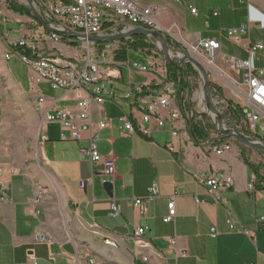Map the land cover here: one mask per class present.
Masks as SVG:
<instances>
[{
	"label": "crops",
	"instance_id": "1",
	"mask_svg": "<svg viewBox=\"0 0 264 264\" xmlns=\"http://www.w3.org/2000/svg\"><path fill=\"white\" fill-rule=\"evenodd\" d=\"M135 2L140 8L156 9L159 27L167 30L174 25L187 43L216 40L223 69H229L228 57L247 59L243 51L247 43L262 44L263 49L250 58V63L264 67V0ZM246 22L251 28L240 37L239 44L220 36L221 31L237 29ZM3 50L0 41L4 76L0 84V195L6 199L0 206V264H144L135 258V247L149 258V264H264V222L256 223L264 217V190H258L255 176L244 165L235 143L225 155L216 156L203 141H194L183 118L174 124L165 121L161 131L153 127L149 139L138 134L121 137L117 118L128 114L130 107L127 103H106L104 113L112 119L113 130L100 133L97 150L115 160L109 195L100 178L91 176L92 171L101 170V165H91L80 157L77 142L61 141L57 124H49L39 133L38 107L20 98H34L28 87L30 73L22 82L21 75L7 67L10 59L4 60ZM125 73L128 75L123 70L122 80L116 82L119 93L128 87ZM134 77L142 78L141 85L152 93L165 88L173 96L168 85L156 88L159 83L152 78ZM54 92L55 96L46 97L55 101V110L74 111L73 95L62 99V92ZM92 119H99L96 110ZM171 129L177 133L173 139ZM38 135L44 138L40 143L41 164L56 189L57 201L40 200L32 205L36 188L26 171L27 142L28 138L38 140ZM80 145L86 146V142ZM220 176L230 177L232 186L219 190L214 200L204 181ZM89 180L85 189L78 187L79 181ZM152 187L157 189V196L150 203L141 209L127 204L146 198ZM172 197L174 219L163 223ZM111 202L119 211L116 217L111 216ZM228 219L235 222L234 229L228 227ZM137 228L146 229L140 245L132 239ZM212 228L217 231L215 237L210 235ZM38 234L48 243H38ZM170 238L176 240V249L183 257L175 258L169 248Z\"/></svg>",
	"mask_w": 264,
	"mask_h": 264
},
{
	"label": "built area",
	"instance_id": "2",
	"mask_svg": "<svg viewBox=\"0 0 264 264\" xmlns=\"http://www.w3.org/2000/svg\"><path fill=\"white\" fill-rule=\"evenodd\" d=\"M19 4L26 5L25 0H17ZM35 12L45 22L51 31L69 32L78 35V38H62L54 32L47 31L41 27L32 17V23L37 24L43 39H36L29 36H18L11 39L12 31L6 27V19L0 9L1 36L8 46L9 59L17 58L21 64L27 67L30 76L28 78L29 91L36 95L35 105L38 107L42 124H57L60 130L61 141H72L78 143V154L91 165H101V170L92 171V178L98 176L102 184L112 182L114 176V158L101 156L97 150L100 141V133L103 130H113L112 119L104 113L106 103L118 106L127 103L130 112L117 118V129L121 137H129L138 134L145 139L150 138L153 127L161 131L164 122L174 124L179 118H183L188 125L196 123L194 113L186 111V100H181L178 104L175 97L168 93L165 88L157 93L148 91L146 85L132 83V74L152 75L153 80L159 85L167 77V64L163 59L160 45L151 37H144L145 43H150L152 50L150 58L143 61L131 60L129 50L125 47V42L135 41L136 37H131L113 43L89 42L88 37H110L120 34H127L136 29L145 31L160 32L169 47V55L172 61L183 58L182 51L199 63L207 72L209 78L214 76L218 80H227L230 93L233 97L232 102H225L222 98L218 99L216 92L210 89L212 104L222 115H229L233 118L237 131L251 139L264 143V67H253L250 58L263 49L262 44L247 43L243 47L247 55L246 60L228 57L229 69L235 77L228 76L218 60L219 43L216 40H202L194 43H187L182 33L172 25L167 30H163L156 22L157 10L151 7L140 8L135 0H31ZM179 2L180 0H175ZM191 14L196 15L194 10ZM251 23L246 22L237 29L223 30L221 37H226L233 43L239 44L240 37L249 33ZM42 43V44H41ZM73 44L80 43L83 51L80 60L62 61L52 59L44 55L40 45L48 44ZM112 48H116L112 50ZM140 50V49H138ZM145 50V49H144ZM148 51V50H147ZM112 52L109 61H105L108 54ZM125 52V59H116L117 55ZM153 59H158L159 63ZM188 63H183L178 68H184ZM191 66V65H190ZM113 67V68H112ZM192 67V66H191ZM193 68V67H192ZM194 69V68H193ZM126 71L129 77L128 87L119 93L116 88V79L120 71ZM195 70V69H194ZM196 71V70H195ZM197 72V71H196ZM156 74L159 76H156ZM185 81L191 83L190 77ZM46 85L51 91L63 93L62 99L69 95L74 98V111L68 109L55 110V101L44 98L39 86ZM197 94L198 115L200 118L205 116L211 126L214 123L213 116H206V109L202 97V86ZM187 91V90H186ZM212 91V93H211ZM183 95V94H182ZM215 96V97H214ZM233 109L235 112H232ZM99 114V119H92L93 111ZM229 119L222 122L221 129L226 130ZM211 141L202 142L204 147L216 156H223L230 151V141L227 138L220 141L224 135L218 133V128L212 126ZM44 130L41 129V132ZM40 132V133H41ZM171 139L177 136L176 130H170ZM44 138L42 137V141ZM210 141V142H208ZM81 142H86V146H81ZM169 151L173 148L167 146ZM1 174V171H0ZM89 181H79L78 187L85 189ZM208 193L213 199L217 198V192L229 189L232 186V179L227 176L209 177L204 181ZM157 196V189L152 187L149 195L144 199L127 201L135 208L141 209L143 204L150 203ZM133 202V203H132ZM36 197L32 200V205L38 204ZM6 204L4 194L0 195V206ZM111 216L116 217L119 213L116 206L110 203ZM175 216L173 197L167 204V215L162 219L163 223H171ZM264 222V217H260L256 223ZM230 229H234L235 222L227 220ZM146 229L137 228L132 239L135 244L140 245L142 236ZM249 236L248 232H243ZM211 237L217 235L215 228L211 229ZM38 243L47 244L48 240L42 235H37ZM169 248L174 252L175 258L183 257L184 254L176 249V240L168 239ZM142 248V247H140ZM135 258L148 264L145 255L137 247Z\"/></svg>",
	"mask_w": 264,
	"mask_h": 264
},
{
	"label": "rangeland",
	"instance_id": "3",
	"mask_svg": "<svg viewBox=\"0 0 264 264\" xmlns=\"http://www.w3.org/2000/svg\"><path fill=\"white\" fill-rule=\"evenodd\" d=\"M8 6H12V7H17V8H25L29 11L30 16H26V15H20L19 13H14L12 10H9ZM0 9L3 11V15L5 16L6 19V27L7 29H10L12 31L11 34V39L13 38H17L18 36H29L32 38H36L38 40L43 39V34H41L40 29L37 27V24H33L32 23V15L30 10L28 9L27 4L26 5H21L18 3L17 0H0ZM1 42H3L4 45V49H5V43L4 40H0ZM132 43H134V41H127L125 42V47L129 50V57L131 60H140L139 57L145 59V58H150V52L152 50V46L150 45V43H145V41H143L144 44H146L148 47L145 48H138L140 50H133V48H131ZM42 44V43H41ZM135 44V43H134ZM41 50L44 52V55L47 57H50L52 59H56V60H62V61H76V60H80L81 59V55H83V51L80 48V43H73V44H65V43H61V44H48V45H40ZM116 48H112V50H115ZM145 49V50H144ZM148 50V51H147ZM4 51V50H3ZM6 51V50H5ZM4 51V52H5ZM125 53V52H123ZM112 52H110V54H108L107 58L105 59V61H109L112 57ZM155 61H159L158 59H153ZM141 61V60H140ZM159 63V62H158ZM9 69L11 70H15L17 73H19L21 75V77L23 78L22 82L24 81V83L27 80L28 77V69L26 66H24L23 64H21V62L17 59V58H11L9 60V64L7 66ZM113 68V67H112ZM224 69L232 76L235 77V74L232 73L231 69H226L224 67ZM122 70L120 71V75L117 77L116 82L122 80L123 75L121 74ZM198 74V73H197ZM135 74H132V81L134 83L137 84H141L144 82V80H142V78H137L134 77ZM145 75V74H144ZM128 76V75H127ZM126 73H125V77L127 78ZM146 77H150L153 78L152 75H145ZM156 76H158L156 74ZM3 74H2V69H0V84L3 85ZM191 83H189L190 89H188L187 91L183 92V95L181 94V98L183 100H186V111L190 110L191 112L194 113V119H196V123H198V125H200V127L202 128L203 132L207 135V138L203 141H207L210 140L211 141V132L213 131L212 126L210 124V122L208 121V119L205 116H202L200 118L199 114L196 113L198 112V103L199 100H197V94L200 92V86H202V81L198 75V78H195L194 76H189ZM159 78V76L157 77V79ZM209 83L212 86V91L214 90L216 92L217 98L218 99H223L225 102H232V95L230 93L229 87H228V83L227 80H218L217 78H215L214 76L209 78ZM166 86V85H165ZM29 87V85H28ZM39 91L41 93V95L44 98H47L46 96H55L56 92L49 90V88L46 85H40L39 87ZM42 90H41V89ZM169 88V86H168ZM43 91V92H42ZM211 91V93H212ZM31 94V93H30ZM34 96V98H30L28 95H22L20 98L26 100V102H33L34 103V107H35V98L36 95L31 94ZM214 96V97H215ZM49 99V98H47ZM36 108V107H35ZM37 109V108H36ZM38 112H40L37 109ZM45 126L47 125H43L42 124V116H41V126H40V131L41 129H43ZM44 133V132H42ZM44 141V140H43ZM208 141V142H210ZM213 141V139H212ZM42 142V138L39 137L38 135V140L35 139H31L28 138V142H27V164H26V171L29 174L31 180L34 182L35 188H36V197L39 199V203L40 200L42 201H57L56 200V189L54 187V185H52V182L50 181L51 179L49 178L46 170L44 169V167L41 164V157H40V143ZM233 143L236 144V146L239 149V152H243L245 158L247 159V161L252 164L254 167L257 168L259 174L264 177V152H260V151H256L247 147H244L242 145H240L238 142L232 140L230 141V145L233 146ZM231 149V147H230ZM256 180V179H255ZM53 186V187H52ZM38 203V204H39Z\"/></svg>",
	"mask_w": 264,
	"mask_h": 264
},
{
	"label": "water",
	"instance_id": "4",
	"mask_svg": "<svg viewBox=\"0 0 264 264\" xmlns=\"http://www.w3.org/2000/svg\"><path fill=\"white\" fill-rule=\"evenodd\" d=\"M28 6V9L31 12L32 17L38 22V24L43 27L45 30L47 31H51L48 26L45 24V22L40 18V16L35 12L33 6H32V1L31 0H25ZM56 33L57 35H59L62 38H78V35L69 33V32H56V31H51ZM131 37H151L152 39H154L155 41H157L160 45L161 48V52L163 55V59L165 61V63L169 66L178 68L180 67L183 63H188L189 65H191L198 73L201 81H202V97H203V101H204V105H205V109H206V116H213V127L214 128H218V133L224 135L225 138H229L232 139L236 142H238L240 145L256 150V151H260V152H264V143L255 139H251L247 136H244L242 134H240L233 122V118L229 115H222L220 114L217 109L213 106L212 104V98L210 95V81H209V76L207 74V72L205 71V69L199 64L197 63L194 59H192L191 57H189V55L185 52L182 51L183 53V58L179 59L178 61H172L170 59V55H169V47L167 45V42L164 38V36L158 32V31H145L142 29H136L134 31H131L127 34H120V35H116V36H110V37H88L86 38L87 41L89 42H95V43H113V42H119V41H123L125 39L131 38ZM228 118L229 119V125L227 126L226 130H222L221 126H222V122ZM192 136V133H191ZM193 137V136H192ZM104 187L107 191V193L109 195H111V191H112V184L111 182H106L104 184Z\"/></svg>",
	"mask_w": 264,
	"mask_h": 264
},
{
	"label": "trees",
	"instance_id": "5",
	"mask_svg": "<svg viewBox=\"0 0 264 264\" xmlns=\"http://www.w3.org/2000/svg\"><path fill=\"white\" fill-rule=\"evenodd\" d=\"M9 10H12L14 13H19L20 15H26L30 16L29 11L27 9L23 8H17V7H12L8 6ZM2 28L0 27V34H1ZM144 37H136L134 43H132L131 48L133 50H137L138 48H145L148 47L146 44L143 43ZM125 53L121 52L120 54L117 55L116 59L121 60L125 59ZM141 61H143V58L139 57ZM166 74L167 77L163 81L162 86L168 85L171 87V90L173 92V96L175 97L176 101L178 102L179 105H181V94L190 89L189 84L185 81V79L189 76H194L195 78H198L197 72L190 66L187 65L184 68H175L172 66L167 65L166 67ZM162 86H156V88L162 87ZM210 85V89H211ZM232 112H235L233 109H231ZM190 131L192 133L193 139L196 143L200 141H204L207 138V135L203 132L202 128L198 123H190L189 124ZM227 138L222 137L220 141H224ZM264 154V153H263ZM241 159L244 163V165L254 174L256 182H257V188L258 190H264V177H262L257 168L254 167L252 164H250L247 159L245 158L243 152H240ZM260 184L262 185L261 187Z\"/></svg>",
	"mask_w": 264,
	"mask_h": 264
},
{
	"label": "bare ground",
	"instance_id": "6",
	"mask_svg": "<svg viewBox=\"0 0 264 264\" xmlns=\"http://www.w3.org/2000/svg\"><path fill=\"white\" fill-rule=\"evenodd\" d=\"M1 38H2V36H1ZM4 39H2V41H3ZM4 43H5V41H4ZM5 53H4V56H3V58H4V60H9V55H8V46H6L5 45ZM106 244L107 245H110V246H114V244L111 242V241H106ZM145 260H148V264H149V258L147 257V256H145Z\"/></svg>",
	"mask_w": 264,
	"mask_h": 264
}]
</instances>
